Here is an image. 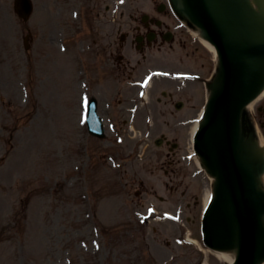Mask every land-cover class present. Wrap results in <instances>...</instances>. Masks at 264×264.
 I'll list each match as a JSON object with an SVG mask.
<instances>
[{"label": "rangeland", "instance_id": "374dc122", "mask_svg": "<svg viewBox=\"0 0 264 264\" xmlns=\"http://www.w3.org/2000/svg\"><path fill=\"white\" fill-rule=\"evenodd\" d=\"M13 1L0 0V264H226L199 240L200 211L211 184L194 161L184 157L190 151L188 125L176 124L195 118L199 104L194 106L192 99L193 107L172 115L171 105L163 107L155 102L162 99L163 89L172 88L154 85L149 92L155 102L151 110L155 106L165 113L152 112L150 141L141 147L126 138L120 105L123 92L111 76L115 71L111 68L106 72L104 65L103 47L116 36L89 31L87 16L95 12L93 6L90 10L85 2L77 3L79 19H73L68 31V12L62 10L63 18L56 15L50 7L54 0H32L34 12L27 23L18 19ZM147 1L128 0L127 11L132 6L137 9L136 4L148 5ZM73 27L77 30L71 32ZM108 31L111 33L110 26ZM27 32L31 39L26 51L23 37ZM93 38L96 43L91 45ZM61 45L66 51L60 50ZM202 54L210 71L212 56L204 49ZM59 57L74 64L73 86L69 78L59 76ZM84 81L90 89L82 93H90L99 103L107 133L103 141L91 138L84 128H74L81 117L77 86L81 88ZM49 83L59 85L61 93L58 87V92H50ZM50 96L54 103H50ZM143 117L141 112L135 118L138 134ZM56 122L60 134L56 133ZM162 133L169 139L177 138L181 145L175 157L182 160L177 169L178 191L168 203V192L162 188L163 173L155 172L158 176L149 178L146 172L150 165L146 156L153 159L157 151L167 152L165 146L153 144ZM141 153L144 155L138 158ZM130 155L140 160L129 162L124 173V159ZM134 171L148 182V189L138 198L134 195L137 187L122 188L126 179L131 180L127 174L129 177ZM150 185H155L157 194L151 193ZM148 207L160 215L180 211L184 225L169 220L155 222L154 216L142 223L140 216H147ZM185 229L190 230L197 246L184 243Z\"/></svg>", "mask_w": 264, "mask_h": 264}, {"label": "water", "instance_id": "95a60500", "mask_svg": "<svg viewBox=\"0 0 264 264\" xmlns=\"http://www.w3.org/2000/svg\"><path fill=\"white\" fill-rule=\"evenodd\" d=\"M184 5L190 19L216 45L224 80L210 102L207 123L197 142V151L218 179L217 199L205 222L206 242H215L217 248L231 247L239 241L240 230L248 231L252 225L256 261L264 256L260 226L264 201L255 190L252 168L238 154L237 119L240 108L260 84L264 43L249 40L236 0H184ZM248 215L253 218L246 224ZM237 264L244 262L239 259Z\"/></svg>", "mask_w": 264, "mask_h": 264}, {"label": "bare ground", "instance_id": "6f19581e", "mask_svg": "<svg viewBox=\"0 0 264 264\" xmlns=\"http://www.w3.org/2000/svg\"><path fill=\"white\" fill-rule=\"evenodd\" d=\"M249 4H247V6L250 8V10H252V12H255L256 14L260 15L262 18H264V0H247ZM196 34L199 35V37H201V33L199 31L196 32ZM201 40L203 42V44L207 47V49L213 53V55H215V52L213 50V48L201 37ZM247 109H251L252 108V105L249 104L246 106ZM201 115V114H200ZM198 127H199V123H196L193 125V127L191 128V134H190V140H189V145L190 147H192V141H193V136L194 134L196 133V131L198 130ZM242 145H245V149H244V152H249L250 149H249V146L247 145V142L246 141H243L242 142ZM252 153L254 155H258L257 152H255L254 150H252ZM194 156L192 157V159H194V162H195V165L206 172V169L201 161V159L193 154ZM262 181H263V185H264V174L263 176L261 177ZM209 180L211 182H215V178L214 177H211L209 176ZM212 191L211 189L206 191L205 193V197H204V206H206L211 198H212V195H211ZM263 226H264V219H263ZM215 256L222 262H225L227 264H232L236 258V249L235 248H232L230 250H219V251H215ZM260 264H264V261H262Z\"/></svg>", "mask_w": 264, "mask_h": 264}, {"label": "flooded vegetation", "instance_id": "af4514ba", "mask_svg": "<svg viewBox=\"0 0 264 264\" xmlns=\"http://www.w3.org/2000/svg\"><path fill=\"white\" fill-rule=\"evenodd\" d=\"M155 12L159 13L157 11V6L155 7ZM170 12L168 10H163L162 12V20L155 19L153 16H149L147 18V21L143 23V26L145 28V32L150 31V27H156V31H151L150 33L153 34V39L156 40V35L158 33V30L163 27L168 20H163L164 18H169ZM262 126H264V123H262Z\"/></svg>", "mask_w": 264, "mask_h": 264}]
</instances>
